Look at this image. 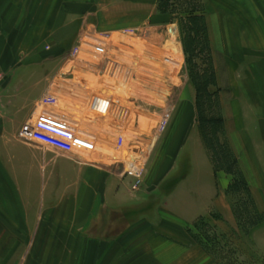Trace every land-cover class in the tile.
Segmentation results:
<instances>
[{
  "label": "crops",
  "instance_id": "1",
  "mask_svg": "<svg viewBox=\"0 0 264 264\" xmlns=\"http://www.w3.org/2000/svg\"><path fill=\"white\" fill-rule=\"evenodd\" d=\"M173 1L0 0V264H204L188 228L228 187L215 146L249 158L264 143V0H194L177 21ZM187 31L221 132L174 75ZM146 44L170 82L137 68ZM138 84L152 104L176 95L171 115L137 102ZM186 145L190 169L165 189Z\"/></svg>",
  "mask_w": 264,
  "mask_h": 264
},
{
  "label": "rangeland",
  "instance_id": "2",
  "mask_svg": "<svg viewBox=\"0 0 264 264\" xmlns=\"http://www.w3.org/2000/svg\"><path fill=\"white\" fill-rule=\"evenodd\" d=\"M193 1L174 0L171 3L174 12L173 17L176 21L177 17L183 14L185 4H192ZM180 5L184 7L180 9ZM147 51H150V44L140 47L139 60L136 63L137 68L145 73H151L167 83L170 82L172 79H170V74L167 75L163 71L159 72L156 68L158 65V62H156L157 57L153 62L152 57L147 56ZM155 55L157 56V53ZM188 55L190 57V51ZM207 55L208 52L205 54L193 53L190 60L192 62L188 60V65L183 63L182 66L176 67L175 72H173L176 75V80L178 75L184 79L183 85L184 83L187 84L188 90L197 89L195 94L188 93L189 100L191 96L198 108L196 112L194 104L195 118L220 119L218 101L206 88L210 84L211 78H209L205 87L207 79L204 76L203 78L196 76L203 70H208V63L205 62L206 57L209 59ZM168 58L164 63V67L171 70L170 65L172 63L168 62ZM152 66H155V68H152ZM2 68L0 65V72L4 73L6 77V73ZM177 81L174 83L175 86L178 84ZM155 93L157 94L158 91L155 90ZM152 95V89L141 84H138V89L136 88V92H134L136 101L151 106L156 112L154 115L157 118L162 119L170 116L173 106L177 102V96L171 93L170 95L166 94L169 101L166 104L158 105L156 99H154L155 103L152 104ZM42 118V121L45 118L47 119V117ZM219 127L221 132L220 124ZM156 133H160V125L156 127ZM140 138L139 151L142 153L145 151V142L147 143V141L144 138H147V136L143 135ZM225 141L222 138L221 142L217 143L218 146L215 147L219 149V170H223V172H220L219 181L223 184L227 183L228 187L223 191L221 190L220 193L218 192L222 199L219 207L217 208L214 204L206 205L203 214L196 217L194 223L188 228V235L191 243L193 242L192 244H196L201 249L204 264H264V143H252L250 145L251 149L248 151L251 157L246 158L241 157L242 141L230 142L233 153ZM43 144L45 145V143ZM44 145L33 144V148L50 150L49 147ZM186 146L182 148V151L186 153V158L181 165L182 174L174 175L167 186H164L165 189L167 187L172 188L176 184V179L183 176V173L188 172L190 169L188 145ZM10 242L16 244L18 238H10ZM11 261L18 262V251L16 253L12 252Z\"/></svg>",
  "mask_w": 264,
  "mask_h": 264
},
{
  "label": "trees",
  "instance_id": "3",
  "mask_svg": "<svg viewBox=\"0 0 264 264\" xmlns=\"http://www.w3.org/2000/svg\"><path fill=\"white\" fill-rule=\"evenodd\" d=\"M191 21H192V27L191 28H193L194 27V29L195 30H193L194 32L196 31H198L200 28H201V26H200V24H199V20H197V19H195V18H191ZM190 34V31H187V37H186V50H187V52L189 53V51H190V57H189V55L187 56L188 57V60H189V62H191L190 60H191V56H192V54H193V52H194V47H193V37L191 36V35H189ZM207 80H206V85H205V87L207 86V83H208V81H209V78H207V77H205ZM203 121L204 122H213L214 123V125L216 124V123H218V122H220V119H213V118H211V119H207V120H205V119H203ZM220 124V123H219ZM205 128V127H204ZM180 178H178V179H176V181H178Z\"/></svg>",
  "mask_w": 264,
  "mask_h": 264
},
{
  "label": "built area",
  "instance_id": "4",
  "mask_svg": "<svg viewBox=\"0 0 264 264\" xmlns=\"http://www.w3.org/2000/svg\"><path fill=\"white\" fill-rule=\"evenodd\" d=\"M5 74L0 72V89L5 81ZM50 101L51 99L50 98H47L46 101H45V107L48 108L50 106Z\"/></svg>",
  "mask_w": 264,
  "mask_h": 264
}]
</instances>
